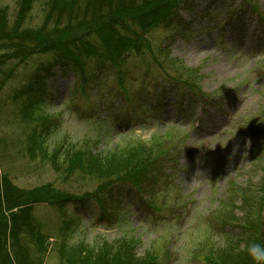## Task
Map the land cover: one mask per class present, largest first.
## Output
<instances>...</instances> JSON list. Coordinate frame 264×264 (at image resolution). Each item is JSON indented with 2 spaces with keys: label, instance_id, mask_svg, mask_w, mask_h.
<instances>
[{
  "label": "rangeland",
  "instance_id": "rangeland-1",
  "mask_svg": "<svg viewBox=\"0 0 264 264\" xmlns=\"http://www.w3.org/2000/svg\"><path fill=\"white\" fill-rule=\"evenodd\" d=\"M255 4L264 15V0ZM242 5V0H192L182 5L168 28L142 33L141 52L133 51L121 65L89 59L84 90L82 79L71 69H52L53 75L45 78L41 98L45 102L36 106L37 111L42 108L35 114L54 118L45 136L49 158L63 144L87 149L88 143L97 154L154 142L157 147L156 141L165 142L166 149L174 139L175 146L170 159L156 160L162 162L151 169L147 184L144 179L137 185H120L102 197V204L92 199L64 211L47 204L34 206L33 223L48 239L43 247L49 246V251H40L24 233L27 237L21 240L30 263L61 264L57 249L65 229L69 246L99 249L135 239L137 258L147 253L158 257L150 264H210L213 248L228 238L240 239V231L248 229L246 219L240 220L239 214L225 222L235 206H226L221 218L218 212L224 206L216 207L229 203L236 186H254L258 194L264 190L261 169L252 168L264 161V152L257 149L264 142V24L259 23V14ZM0 7H8L14 18L16 0H1ZM43 9L38 1L28 26L43 23ZM90 44L102 50L97 39ZM47 61L39 56L30 59L5 85L0 76V175L9 176L21 189L51 184L83 197L94 192L98 182L79 171L68 174L64 154L60 161L65 166L60 167L42 160L39 151L31 156L28 137L41 130L43 120L24 121L25 106L13 99ZM15 65L7 66L5 73ZM119 73L130 93L127 99L116 79ZM185 81L195 82L200 95ZM34 101L40 102L31 98L29 103ZM100 101L120 123L111 116L104 120L101 111L89 114ZM120 101L123 105L117 108L114 104ZM103 120L109 123H99ZM262 207L264 215V200Z\"/></svg>",
  "mask_w": 264,
  "mask_h": 264
},
{
  "label": "trees",
  "instance_id": "trees-1",
  "mask_svg": "<svg viewBox=\"0 0 264 264\" xmlns=\"http://www.w3.org/2000/svg\"><path fill=\"white\" fill-rule=\"evenodd\" d=\"M43 4V23L33 28L27 25L35 4ZM186 0H16L17 11L12 20L7 7L0 8V76L4 75L2 85L12 78L20 65L39 56L47 57L48 61L41 63L31 81L13 98L22 101L24 121H42V130H33L28 137L27 148L31 156L40 152L42 160H48L47 149L44 147V133L51 116L35 115L33 111L37 105L26 100H37L46 89L45 78L52 75V69L60 66L71 69L86 81L87 61L91 58L100 60V65L111 62L112 65L122 63L124 52L132 47L141 49L138 29H148L157 24L172 20L173 8ZM250 4L252 0H245ZM135 37V39H134ZM97 39L102 50L91 45ZM142 47V46H141ZM156 63L157 59L155 60ZM16 64L10 73L5 68ZM196 76V74H194ZM193 76V77H194ZM52 123V122H51ZM154 142L152 145L140 144L137 148L122 149L106 154H96L90 149H75L68 146H57L50 158L55 166H65L60 161L65 155L69 164L67 173L76 171L89 174L98 182V191H104L112 186L131 182L139 183L149 178L150 171L158 157L165 154V142ZM174 143V142H173ZM64 148V151H63ZM155 149V153L153 151ZM264 152V148H257ZM157 150V151H156ZM168 153V152H167ZM263 176L264 161L259 166ZM258 192V191H257ZM253 189L236 188L234 195H230L227 205L223 207L219 217L225 216L226 206L232 203L236 208L226 217H237L236 210L243 213L240 220L246 219L248 229L240 235L244 241V248L234 244L233 238H228L218 248H213L209 255L210 264H257L248 254L250 243L264 245V220L262 217L263 190L261 194ZM87 194L86 197H89ZM79 198L72 194L56 189L47 184L31 190H23L13 184L9 176L0 175V264H44L43 260L30 263L26 254V247L22 243V236L35 242L42 252L49 251L46 246L48 239L35 226L31 216L32 207L39 204L61 207ZM239 202L240 207L236 204ZM240 212V213H241ZM231 215V216H230ZM256 216V220L253 217ZM67 230V229H66ZM26 233V235H24ZM63 242L59 244L57 252L61 264H142L155 263L157 256L147 253L144 258H137L134 241L124 240L117 244L104 245L99 249L84 244L69 246L66 242L67 232L62 233ZM117 247V248H115ZM116 250V251H114ZM112 253V255H110Z\"/></svg>",
  "mask_w": 264,
  "mask_h": 264
},
{
  "label": "clouds",
  "instance_id": "clouds-1",
  "mask_svg": "<svg viewBox=\"0 0 264 264\" xmlns=\"http://www.w3.org/2000/svg\"><path fill=\"white\" fill-rule=\"evenodd\" d=\"M247 251L257 264H264V245L254 242L250 243Z\"/></svg>",
  "mask_w": 264,
  "mask_h": 264
},
{
  "label": "bare ground",
  "instance_id": "bare-ground-1",
  "mask_svg": "<svg viewBox=\"0 0 264 264\" xmlns=\"http://www.w3.org/2000/svg\"><path fill=\"white\" fill-rule=\"evenodd\" d=\"M202 133L206 134L208 131H201Z\"/></svg>",
  "mask_w": 264,
  "mask_h": 264
}]
</instances>
